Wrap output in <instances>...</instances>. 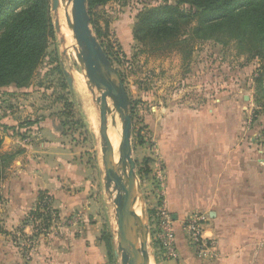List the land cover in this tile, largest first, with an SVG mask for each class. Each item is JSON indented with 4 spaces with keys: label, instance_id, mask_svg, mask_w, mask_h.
<instances>
[{
    "label": "rangeland",
    "instance_id": "rangeland-1",
    "mask_svg": "<svg viewBox=\"0 0 264 264\" xmlns=\"http://www.w3.org/2000/svg\"><path fill=\"white\" fill-rule=\"evenodd\" d=\"M63 1L68 3L67 0ZM163 3H165L164 0L110 1L94 9L93 14L95 24L97 23L96 25L106 33V45L110 43L113 47L112 50L110 49L111 57H108L111 65L122 76L130 98L133 118V156L137 161L141 189H139L141 193L138 199L139 204L142 202L145 206L146 211L143 212L146 218L148 217L151 243L147 251L152 264H156L153 253H157L162 260L179 261L184 258L180 255L178 247L179 255L176 259L169 258L163 253L156 240L158 229L157 227L155 229L154 223L158 216L157 206L161 202L165 203V200L168 204L167 164L169 159L162 156L158 149L165 143L169 144L173 139L172 131H182L187 126L188 120L185 118L187 113L193 114L191 124L194 128L205 126L204 113L215 112L218 116H222L223 119L217 118L218 125L212 119L214 123L212 127L219 126L224 129H233V132L238 131L236 145L254 151L253 160L257 165L262 166L264 162L262 160L264 157V114L260 113L259 106V101H263V94L260 92L263 89L260 87H264L262 59L253 57L247 47L241 49L236 46L235 40L221 43L216 39L196 36L190 29L192 26H197V18H194L188 26L182 27V29H188L187 35L181 36L186 39L184 42L178 43L177 39H174L168 49L161 48L159 45L161 50H152L155 46H152L150 50L147 45L135 39L134 27L142 10L146 7H158ZM50 16L53 35L48 41L46 52L29 85L17 87L15 84H9L0 87V136L2 137L0 152L3 172L0 182L3 181V183L7 182L12 174H18L20 167L18 161L26 157V153L31 151L33 144L37 145L42 140L37 135L38 133L35 135L36 130L31 126L37 118H44L46 115L56 116V126H61L58 128L59 131L75 144L82 145L84 152L91 155H89V160L92 159L96 166L102 169L101 175H104L100 111L96 101L100 92L95 87H88L91 83L75 49L70 51V47L64 46L65 41L60 35L61 31H57L55 27L56 14L52 10L51 0ZM95 24L92 23V28L96 33ZM65 71H68L69 76L73 78L72 83L69 82ZM75 77L83 81L85 87L83 94L78 91ZM259 77L263 80L261 85L257 81ZM109 107L111 112L108 116V124L110 121L117 124L121 141L122 120L112 101ZM89 113L94 115L96 129L89 119ZM177 113L180 114L179 119L174 116ZM61 123L65 125L62 126ZM200 137L196 138L198 141H196L194 153L189 154L187 156L189 158L184 161L186 165L198 164L196 154L204 152V142H202V147L200 144L204 137ZM229 137L226 136L224 139ZM182 142L185 144V140ZM19 149H25V152L19 155ZM39 150L40 147L36 146L34 151L29 153H40ZM190 151L191 149L188 152ZM158 153L162 157L160 162H164L161 173L165 182V195L158 190L156 177L159 171ZM145 159L149 161V170L145 176H141L139 174L140 164ZM202 162L204 163V160ZM243 179L239 178L240 182L237 184L241 201H238V204L235 202L234 205L231 201H222L220 211H223L222 214L228 222L237 206H245L246 201L243 200L247 198V186L250 184L249 179L245 177ZM0 186H2L1 183ZM1 188L0 209L6 202ZM42 193L46 194V201L51 207L48 227L43 223V218L37 219L29 211L30 213L20 224L21 227L19 226L12 232L6 230L1 232L4 237L10 235L14 247L20 254H29L28 252L41 241V237L59 234L65 227L75 226V223L81 222L79 212L62 218L53 207L49 194ZM114 194L113 192L106 194L108 207L104 212L115 231L117 221ZM47 211L42 209L44 213ZM0 213L6 222L7 211L0 210ZM169 213L172 214L170 211ZM193 213L205 216L206 221L201 225V231L209 242L204 252L192 244L191 235H188L184 228L186 218L182 222V232L185 233L187 243L191 247L190 252L194 258L214 264L220 258L218 255L219 237H213L211 234L207 236L212 238L205 237V231L210 226H215L214 219L202 210H194L188 217ZM115 236L116 234L114 238Z\"/></svg>",
    "mask_w": 264,
    "mask_h": 264
},
{
    "label": "crops",
    "instance_id": "crops-1",
    "mask_svg": "<svg viewBox=\"0 0 264 264\" xmlns=\"http://www.w3.org/2000/svg\"><path fill=\"white\" fill-rule=\"evenodd\" d=\"M204 115L205 126L194 128L193 114L187 113V126L182 131H172L173 139L158 149L169 159L168 208L174 220L177 247L184 260H162L153 253L154 261L156 264H213L194 258L182 232V222L188 215L202 210L215 222V226L205 231V237H210L207 234L219 237L220 258L214 264H264V162L262 166L257 165L253 160L254 151L236 145L238 131L212 127V119L218 125L217 118L223 119L222 116L215 112ZM174 116L180 118L179 113ZM55 117L46 115L36 119L31 127L42 140L33 144L29 152L38 146L40 153H26V157L18 161L19 175L12 174L7 182H0L6 199L0 210L7 211L6 222L0 213L2 228L12 232L21 227L27 214L38 206L42 192L49 194L62 218L79 212L81 222L65 227L57 235L41 237L27 255L20 254L10 235L4 237L0 231V264H118L112 223L104 212L108 207V191L102 169L89 160L90 154L84 152L82 145L75 144L59 131ZM199 135L204 137L200 141L201 147L204 142V152L196 154L198 164L186 165L184 161L194 153ZM226 136L230 137L224 139ZM24 150L19 149V155ZM241 177L249 179L250 184L247 198L243 200L245 206H237L228 222L220 211L222 201H231L233 205L241 201L237 191ZM105 232L111 237L112 251L104 238V235L107 237Z\"/></svg>",
    "mask_w": 264,
    "mask_h": 264
},
{
    "label": "trees",
    "instance_id": "trees-1",
    "mask_svg": "<svg viewBox=\"0 0 264 264\" xmlns=\"http://www.w3.org/2000/svg\"><path fill=\"white\" fill-rule=\"evenodd\" d=\"M110 1L119 0H88L92 23L95 24L94 9ZM164 1L158 7H146L142 10L134 27L135 39L147 45L150 50L152 46H155L152 50H161L160 46L168 49L174 39L178 43L184 42L186 39L181 36L187 35L188 29L182 27L188 26L197 18V26L190 29L193 34L205 39H216L221 43L235 40L236 46L241 49L247 47L253 57L262 59L264 73V0ZM95 29L106 54L111 57L110 49L113 47L110 43L106 45V33L97 25ZM52 35L50 0H0V87L9 84L17 87L29 85ZM257 81L260 85L263 82L260 77ZM260 88L263 89L260 91L263 94V101H259L260 113L264 114V87ZM61 125L64 126L65 123ZM1 144L0 136V149ZM148 170L149 161L145 159L140 164L139 174L145 176ZM2 175L0 152V181ZM45 195L40 193L38 206L31 214L37 219L43 218V223L48 227L51 207ZM42 209L48 210L45 212L47 214ZM0 231H3L1 218ZM106 236L104 238L112 251L111 237L108 234Z\"/></svg>",
    "mask_w": 264,
    "mask_h": 264
},
{
    "label": "water",
    "instance_id": "water-1",
    "mask_svg": "<svg viewBox=\"0 0 264 264\" xmlns=\"http://www.w3.org/2000/svg\"><path fill=\"white\" fill-rule=\"evenodd\" d=\"M72 4L71 17L68 22L75 38L79 61L91 84L100 93L96 97L100 111V136L104 162V181L108 192L114 194V208L117 227L115 236V254L118 264H151L147 247L150 245V227L142 202L138 207L134 195L140 192V178L137 173V161L133 156V118L130 110V98L126 84L120 73L111 65V61L97 34L92 28V19L88 0H67ZM52 10L58 15L60 0H51ZM55 27L61 31L60 20L56 18ZM68 75L70 83L73 78ZM110 101L113 102L121 120L122 135L120 159L116 161L108 133V116L111 112ZM140 189V190H139ZM140 212V214H139ZM142 217V221L139 217ZM140 221V223H139ZM139 232L143 243L138 241Z\"/></svg>",
    "mask_w": 264,
    "mask_h": 264
},
{
    "label": "built area",
    "instance_id": "built-area-1",
    "mask_svg": "<svg viewBox=\"0 0 264 264\" xmlns=\"http://www.w3.org/2000/svg\"><path fill=\"white\" fill-rule=\"evenodd\" d=\"M158 157V165L159 171H157V180H158V190L162 195H165L164 190V177L161 173L162 165L164 162L162 161V157L157 154ZM155 209V208H154ZM157 219L156 223H154V227L158 229V234L156 236V240L158 242V246L163 250V253L167 255L169 258L176 259L178 258L179 252L175 243V231L173 227V217L172 214L169 213L168 204L165 200V203H162L157 206ZM155 210V211H156ZM206 221L205 216L198 215L196 213L191 214L184 223V228L188 235H191L192 244L196 245L200 248L201 252H204L208 247V239H205L202 235L201 225ZM194 242V243H193Z\"/></svg>",
    "mask_w": 264,
    "mask_h": 264
},
{
    "label": "bare ground",
    "instance_id": "bare-ground-1",
    "mask_svg": "<svg viewBox=\"0 0 264 264\" xmlns=\"http://www.w3.org/2000/svg\"><path fill=\"white\" fill-rule=\"evenodd\" d=\"M61 4H60V9L58 12V15H56V18H59L60 20V26H61V37H63L65 43L64 46L66 45L67 47H70V51H73V49H75L76 47V43H75V38L74 35L72 33L71 27H70V23L68 22V16L71 17L72 14V4L70 3H65L63 0H60ZM69 51V53H70ZM76 51V55H77V50ZM75 80L77 82L76 86L78 87V91L83 94L84 92V84L83 81L78 78L75 77ZM89 119L91 120L92 124L94 125V128L96 127V123H95V119H94V115L89 113ZM113 120V119H112ZM96 129V128H95ZM108 133H109V137L111 140V144H112V152L113 155L116 159L117 162H119L120 159V148H121V141H120V132H119V128L117 126V124L114 121H110V124H108ZM140 194L139 192L136 191L133 201L134 203L139 207V198ZM142 201V200H141ZM143 205V204H142ZM140 214V212H139ZM139 220L142 221V217L140 215ZM139 221V223H140ZM138 241L140 244L143 243V236L142 234L139 232V236H138ZM152 264V262H151Z\"/></svg>",
    "mask_w": 264,
    "mask_h": 264
}]
</instances>
